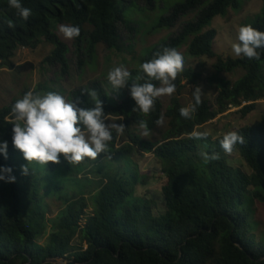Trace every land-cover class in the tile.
Instances as JSON below:
<instances>
[{
	"label": "trees",
	"instance_id": "16d2710c",
	"mask_svg": "<svg viewBox=\"0 0 264 264\" xmlns=\"http://www.w3.org/2000/svg\"><path fill=\"white\" fill-rule=\"evenodd\" d=\"M20 2L30 9L27 19L10 8L8 0H0V65L12 67V57L19 47L33 49L45 41L53 48L43 62L57 66L60 75L68 74L70 69L69 47L56 33V24L79 28V35L73 39L77 69H81L92 64L90 59L96 61L98 44L121 50L119 24L130 32L136 30V25L141 26V16L128 17L125 10L131 5L149 10L156 6V0ZM261 2L254 19L246 18L240 26L264 31V0ZM240 7L238 0H182L146 30L171 28L181 16L194 12L193 19L151 45L139 61L152 59L164 47L178 50L183 46L191 57L216 58L214 72L206 77L216 90L214 105L200 93V105L187 119L179 115L178 109L185 107L179 96L185 85L202 78V72L191 66H182L177 72L172 81L175 91L164 111L160 97L154 98L147 114L139 109L132 111L134 101L129 91L119 103L111 105L97 80L75 88L71 101L79 98L81 107L91 108L94 100L88 93L93 92L108 115L123 117L125 127L118 136L112 132L106 151L95 159L85 157L69 164L60 154L58 162H47L50 170L69 171L62 173L61 183L48 181V175L39 170L44 169L41 163L26 161L12 146V125L5 117L11 119V105L28 89L0 107V141L8 142L7 158L0 155V165L10 167L15 177L14 182L0 181V264H264V241L251 234L250 220V201L264 203V117L226 129L215 137L207 134L200 139L189 138L193 129L204 132L200 127L231 107H239L241 115L246 116L254 111L258 100L264 99V49L259 50V60L222 57L213 49L217 32L211 27V19L225 16L229 8ZM86 24L91 28L86 29ZM236 70L241 75L235 80L221 76ZM129 73L127 88L132 82L159 85L158 81L148 80L140 69ZM190 103H194L193 91ZM163 116L168 117L163 138L156 143L144 140L137 132L139 122L143 120L146 131L151 132ZM229 131L240 137L231 150L238 157L232 158L220 148L219 140ZM148 152L161 162L166 179L161 187L165 211L159 214L134 193L138 181L145 180L138 177L133 157ZM22 165L28 168L27 175L22 174ZM90 175L102 179L93 197V213L86 216L85 198H76L81 194L65 195L63 211L53 222L54 233L45 244L38 243L37 228L45 226L47 207L43 195L63 194L68 186L80 193L91 182ZM49 258L58 261L45 262Z\"/></svg>",
	"mask_w": 264,
	"mask_h": 264
},
{
	"label": "rangeland",
	"instance_id": "374dc122",
	"mask_svg": "<svg viewBox=\"0 0 264 264\" xmlns=\"http://www.w3.org/2000/svg\"><path fill=\"white\" fill-rule=\"evenodd\" d=\"M129 1L130 0H126ZM182 0H156V6L154 9L140 8L139 5H131V7L125 10V14L128 17L139 18L141 16V26L136 25V30L130 32L124 28L122 24H119V32L121 39V50L107 48L104 44H98L96 48L97 58L90 59L93 65H86L81 69H77L78 55L74 51V39L65 38L64 35L59 31L60 25H68L67 23L56 24L55 31L59 37L68 45L69 51L67 56L70 61V69L68 74L60 75V70L57 66L50 67L45 64L44 58L52 50L53 46L45 41L40 42L35 48H19L15 51L12 57L13 66L7 68L6 66L0 65V107L11 102L14 97H21V92L27 88L28 90H36L40 94L47 92H56L58 88L55 85L63 87L62 96L69 101L68 93L75 85L88 84L92 80H101L100 84L103 87L110 90L113 96H105L106 102L111 105L119 101V97H116V91L118 90L121 95H124L128 90L125 87L114 89L112 85L106 81L107 72L111 65L117 67L123 65L127 70L137 68L139 69L140 58L144 55L149 47L154 43L168 38L169 36L176 33L183 22L189 21L195 17L194 12H190L185 16H181L177 24L171 28L157 29L154 31H147L151 28L152 24H156L158 19L166 14L170 7ZM241 2V7L238 10L229 8L225 16L217 15L211 19V27L216 29V37L213 41V48L216 54L222 57L232 56L236 57L231 50V45L236 43V36L241 22L246 20H253L254 15L259 12L261 7V0H238ZM140 3V4H139ZM162 3V4H161ZM164 6V7H163ZM163 7V8H162ZM166 8V9H165ZM165 12L162 13V10ZM253 18V19H251ZM245 20V21H246ZM86 29H90L91 26L86 24ZM141 27V28H140ZM149 48V49H148ZM148 49V50H147ZM183 58V66H191L198 71L202 72V78L194 84H187L182 90V94L179 96L182 104L187 107L190 104L192 98V91L199 87L200 93L207 98L210 103L214 105L216 90L213 85H210L206 81V77L213 73L212 64L216 58L203 57H191L186 53V47L183 46L177 50ZM87 59V57H84ZM104 72V73H103ZM241 75L240 70H236L232 73L223 72L221 76L235 80ZM159 86V85H158ZM78 87V86H77ZM173 95H161L160 100L163 105V111L170 103V98ZM119 98V99H118ZM121 100V99H120ZM239 107L230 108L225 113L219 114L215 119L207 122L202 127V130L212 137L218 136L224 133L226 129H233L236 126L243 125L245 122L253 123L261 120L264 117V99L258 100L254 111L248 113L246 116H242L238 111ZM113 118L119 116H110ZM108 123L109 121H105ZM116 123H121V120H117ZM168 117L163 116L156 128L151 132L147 131V136L142 137V133L145 130L138 127V133L144 140L156 143L159 141L167 129ZM230 157H238L239 155L234 151L229 152ZM137 175L139 178L144 179L145 183H141V180L135 186V195L139 198L144 199L151 205L152 212L159 214L165 211L164 198L162 195L161 187L165 183L166 179L162 170L160 161L152 154L145 153L143 155L135 154L133 157ZM239 164L238 162H235ZM115 164V163H114ZM36 166V165H34ZM44 169L39 168L42 173L48 175L49 180H56L61 183L63 180V172L69 173V171L63 168H55L50 170L46 164H42ZM45 166L48 168L46 169ZM116 167L115 165H111ZM34 171V170H33ZM89 169L87 170V172ZM92 179L89 185H85L81 192L73 191L69 186L66 187L63 194H46L43 195L44 202L47 207L45 208V226L43 228H37L40 231L37 237L38 243L45 244L48 241V237L54 233V219L62 213L65 206L64 196H71L72 194L78 197H84L86 200V216L93 213L94 200L93 197L96 194L100 182V176L90 175ZM79 189V188H78ZM250 215L251 234L258 241H264V203L258 200L250 201Z\"/></svg>",
	"mask_w": 264,
	"mask_h": 264
},
{
	"label": "clouds",
	"instance_id": "9594fccd",
	"mask_svg": "<svg viewBox=\"0 0 264 264\" xmlns=\"http://www.w3.org/2000/svg\"><path fill=\"white\" fill-rule=\"evenodd\" d=\"M8 6L15 9L22 19H27L30 14V9L23 7L20 0H8ZM59 31L68 39L79 35L77 26L60 25ZM236 41L231 45L232 53L236 57L250 60L260 59L261 52L259 50L264 49V31L256 30L251 25H242L238 29ZM87 65L91 68L93 63ZM182 66V55L175 48L164 47L161 51L156 52L152 59L139 65V69L146 74L148 80L158 81L159 86L145 81L143 84L132 82L127 88L125 84L129 81V72L137 70V68L127 70L123 65L117 67L111 65L108 71H105L107 72L106 81L114 89L127 88L134 101L132 111L139 109L140 112L147 114L152 107L154 98L171 95L175 91L172 81ZM83 67L85 68L86 65ZM88 84H74V88L68 93L69 101L62 96L63 87L55 85L54 89L58 88L56 92L40 94L30 89L13 102L10 108L11 119L7 117L5 119L12 125V146L22 153L26 161H36L41 164H46L49 161L56 163L59 161L60 154L69 164L78 163L85 157L95 159L98 154L106 151L107 142L112 139V132H115L117 136L122 133L125 125L116 123V121L122 120L123 117H110L112 115H108L104 111L102 101L95 98V93H88L94 100V106L91 108L81 107L79 98L71 101L72 91L81 86H88ZM101 86L103 87V84ZM104 91L105 95L113 96L110 90L107 91L104 88ZM128 91L121 95L117 90L115 96L122 99ZM120 99L116 102L119 103ZM193 101L194 103H190L187 107L178 109L181 117L189 118L190 114L194 113L200 105L199 87L193 90ZM159 122L157 120V124ZM139 127L145 130L142 137H146V125L143 120L139 122ZM206 135L204 132L193 129L189 133V138L200 139ZM239 140L240 137L236 132L229 131L219 140V145L225 153H229L233 144ZM7 143V141H0V155L5 158H7ZM201 155L205 159L208 158L204 153ZM11 172L10 167L0 165V181L14 182L15 177L11 175ZM21 172L27 175L28 168L22 165Z\"/></svg>",
	"mask_w": 264,
	"mask_h": 264
},
{
	"label": "water",
	"instance_id": "95a60500",
	"mask_svg": "<svg viewBox=\"0 0 264 264\" xmlns=\"http://www.w3.org/2000/svg\"><path fill=\"white\" fill-rule=\"evenodd\" d=\"M49 261H58V259L57 258H49L45 262H49ZM68 264H70V263H68Z\"/></svg>",
	"mask_w": 264,
	"mask_h": 264
}]
</instances>
